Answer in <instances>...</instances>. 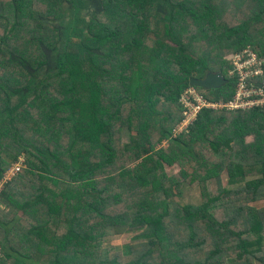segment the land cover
Instances as JSON below:
<instances>
[{
    "label": "trees",
    "instance_id": "trees-1",
    "mask_svg": "<svg viewBox=\"0 0 264 264\" xmlns=\"http://www.w3.org/2000/svg\"><path fill=\"white\" fill-rule=\"evenodd\" d=\"M236 2L0 0V183L22 163L0 192V264H264V106L204 108L176 133L192 78L221 72L195 88L229 103L226 56L264 57V0L231 24ZM189 186L201 204L178 201Z\"/></svg>",
    "mask_w": 264,
    "mask_h": 264
},
{
    "label": "built area",
    "instance_id": "built-area-1",
    "mask_svg": "<svg viewBox=\"0 0 264 264\" xmlns=\"http://www.w3.org/2000/svg\"><path fill=\"white\" fill-rule=\"evenodd\" d=\"M233 68L230 71L232 77H237L239 84L235 99L229 103H210L195 87L188 88L182 95L181 102L185 105V119L178 126L176 133L187 129L204 108H229L248 109L256 106H264V89L251 88L247 80L263 75L264 57H259L257 52L247 47L244 50L230 55ZM229 56V57H230ZM22 171V163H14L5 173L0 183V192L5 183L12 181Z\"/></svg>",
    "mask_w": 264,
    "mask_h": 264
},
{
    "label": "rangeland",
    "instance_id": "rangeland-1",
    "mask_svg": "<svg viewBox=\"0 0 264 264\" xmlns=\"http://www.w3.org/2000/svg\"><path fill=\"white\" fill-rule=\"evenodd\" d=\"M250 3L253 5L256 4L255 0H238V2H236L234 5H231L228 9V11H229L228 16L230 17V18H228V21L231 24L238 23L239 19H241L239 12L245 11L246 6L249 5ZM262 25L260 26V28L262 27ZM257 49L258 48H254V50L256 52H257ZM229 56L230 55L226 56V60L230 61L229 58H231V56L230 57ZM247 140L249 142H251L253 140V138L247 137ZM123 141L126 143L129 141V134L126 130H124ZM168 145H169V142L166 141L163 146L168 147ZM180 170H181V167L179 165H176L174 167H168V172L170 174H176ZM222 179H223V183L226 184L227 179H228L226 172H224L222 174ZM3 187H2V189H3ZM178 201L184 205H187V204L199 205V204H201L202 203V195H201L200 189L199 188H193L191 186L185 187L184 193L178 199ZM254 206L255 207H264V201L257 203ZM139 233H141V232L135 231V232H129V233H126L123 235L108 237L104 240V246L108 247V248L115 249L117 251L124 252L127 250L126 248L131 244V242L135 239V236L138 235Z\"/></svg>",
    "mask_w": 264,
    "mask_h": 264
},
{
    "label": "water",
    "instance_id": "water-1",
    "mask_svg": "<svg viewBox=\"0 0 264 264\" xmlns=\"http://www.w3.org/2000/svg\"><path fill=\"white\" fill-rule=\"evenodd\" d=\"M227 83L228 81L225 79L224 75L221 72H210L203 79L192 78L190 81V86L200 87L205 90H213L219 89L225 86Z\"/></svg>",
    "mask_w": 264,
    "mask_h": 264
}]
</instances>
